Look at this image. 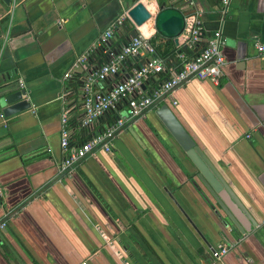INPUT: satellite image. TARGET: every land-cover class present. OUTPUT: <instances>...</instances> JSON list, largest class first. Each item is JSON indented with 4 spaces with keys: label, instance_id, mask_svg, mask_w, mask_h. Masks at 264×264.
<instances>
[{
    "label": "crops",
    "instance_id": "obj_1",
    "mask_svg": "<svg viewBox=\"0 0 264 264\" xmlns=\"http://www.w3.org/2000/svg\"><path fill=\"white\" fill-rule=\"evenodd\" d=\"M136 3L151 14L175 8L187 23L197 14L208 34L220 28L218 83L191 80L174 92L176 106L166 105L256 224L244 218L248 233L221 225L196 168L154 112L127 125L110 153L58 174L60 113L75 121L82 113L75 76L84 72L73 65ZM123 25L154 37L152 20L124 21L111 42L126 41ZM255 44L264 48V0H230L224 19L220 0L0 3V93L22 89L29 103L0 116V264H264V53ZM77 133L70 127L80 142L89 130ZM221 245L229 251L213 260Z\"/></svg>",
    "mask_w": 264,
    "mask_h": 264
},
{
    "label": "built area",
    "instance_id": "obj_2",
    "mask_svg": "<svg viewBox=\"0 0 264 264\" xmlns=\"http://www.w3.org/2000/svg\"><path fill=\"white\" fill-rule=\"evenodd\" d=\"M186 1L192 5V0ZM229 1L220 0V14L223 19L228 12ZM193 15L194 13L190 15L189 23L184 18V27L178 36L179 44L175 46L184 51L175 53L174 63L168 66V78L153 88L146 89L149 79L163 73L166 63L155 54L154 46L148 39L137 35L121 45L118 51L105 49L123 22L130 21L126 11L111 21L100 35V47H104L105 54L102 64L91 69L87 55L76 59L73 67H82L84 72L80 86L82 113L78 119V129H87L91 134L79 143L73 141L68 110L61 111V162L58 174L70 176L88 156L96 152L110 153L113 141L127 125L144 117L148 112H154L165 103L176 106L174 92L191 80L218 83L225 63L221 53L224 41L220 28L217 27L208 34L197 14ZM254 47L258 53H264L262 45L255 44ZM188 51L196 52L189 55ZM69 76L65 74L63 77L66 79ZM107 82L110 84L105 92L95 90L99 83ZM109 114L114 115L109 124L92 130L101 118ZM3 228L4 223L1 222L0 230ZM228 251L229 247L218 246L211 252V257L213 260H220Z\"/></svg>",
    "mask_w": 264,
    "mask_h": 264
},
{
    "label": "water",
    "instance_id": "obj_3",
    "mask_svg": "<svg viewBox=\"0 0 264 264\" xmlns=\"http://www.w3.org/2000/svg\"><path fill=\"white\" fill-rule=\"evenodd\" d=\"M0 3L7 8L10 5V0H0ZM127 16L134 27H140L148 20H152L155 33L164 39L172 40L175 45L184 27L183 14L171 7L160 6L157 8L155 14H151L141 3H136L127 11ZM217 27L218 24L213 30H216ZM24 96V91L17 88L1 92L0 116L9 118L29 109V103L25 100ZM154 114L196 168V178L216 204V208H214V205L210 203L221 225L228 230L236 231L240 235L250 232L251 229L245 225L244 218L252 228L256 224L229 193V190L215 176L213 168L207 162L193 139L174 117L166 103L155 110ZM222 190H224V193H222Z\"/></svg>",
    "mask_w": 264,
    "mask_h": 264
},
{
    "label": "trees",
    "instance_id": "obj_4",
    "mask_svg": "<svg viewBox=\"0 0 264 264\" xmlns=\"http://www.w3.org/2000/svg\"><path fill=\"white\" fill-rule=\"evenodd\" d=\"M124 27V25H123ZM125 28V27H124ZM115 34V33H114ZM128 34L126 41L121 42L122 36L120 39H118L117 42L113 43L111 42L112 39L109 40V42L106 45L105 49L111 50V51H118L121 45L126 44L131 38L137 36L132 32L131 28H125V36ZM113 38V37H112ZM149 42L154 46L155 54L163 59L165 61V71L163 73H160L154 78L149 79L146 89H150L158 85V83L166 80L168 78V66H171L174 63L175 60V53L179 51H184L181 47L175 48V46L172 44L171 40L164 39L160 37L157 33L154 34L153 38L148 39ZM104 47L98 48L91 56L88 58V65L91 67V69H95V67L99 66L105 61V54H103ZM196 50V49H195ZM196 51H188L187 53L189 55H193ZM93 64V65H92ZM76 77V84L78 86H81L82 84V78H79V76ZM146 91V90H145ZM114 115L109 114L104 116L99 120V123L103 127L105 124H109L111 120L113 119ZM69 125L71 129H73V133H77L79 131H83L84 129L79 128L78 129V121H75L73 118H69ZM77 130V131H76ZM78 134V133H77ZM91 132L87 134V137L90 136ZM73 136V135H72ZM71 136V137H72ZM74 137V136H73ZM72 137V138H73ZM79 143V141H77Z\"/></svg>",
    "mask_w": 264,
    "mask_h": 264
},
{
    "label": "bare ground",
    "instance_id": "obj_5",
    "mask_svg": "<svg viewBox=\"0 0 264 264\" xmlns=\"http://www.w3.org/2000/svg\"><path fill=\"white\" fill-rule=\"evenodd\" d=\"M141 26H142V25H141ZM141 26H140V27H141Z\"/></svg>",
    "mask_w": 264,
    "mask_h": 264
}]
</instances>
